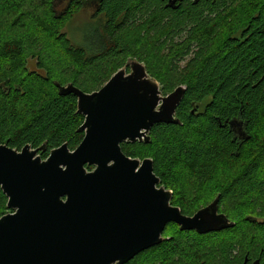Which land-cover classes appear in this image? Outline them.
<instances>
[{
	"label": "trees",
	"instance_id": "16d2710c",
	"mask_svg": "<svg viewBox=\"0 0 264 264\" xmlns=\"http://www.w3.org/2000/svg\"><path fill=\"white\" fill-rule=\"evenodd\" d=\"M27 1L0 0V20L10 17L0 32V145L20 151L45 143L42 160L63 144L73 151L84 118L76 114V98L59 96L53 83L92 93L116 67L137 60L163 95L179 86L185 94L175 112L179 125H156L148 144H121L122 152L152 160L154 175L182 214L191 216L218 197L219 212L234 227L197 235L169 224L163 232L174 231L168 241L127 264H264V211L251 209L264 205V0H182L175 8L170 0H101L83 46L62 30L79 4L62 12L51 0L40 9ZM134 26L145 37L140 48L125 39ZM182 37L187 44L174 43ZM189 50L194 56L177 68L176 59ZM230 122L248 138H239ZM240 160L243 168L222 186L226 174L219 167ZM240 200L247 202L244 209ZM6 203L0 190V217Z\"/></svg>",
	"mask_w": 264,
	"mask_h": 264
},
{
	"label": "water",
	"instance_id": "95a60500",
	"mask_svg": "<svg viewBox=\"0 0 264 264\" xmlns=\"http://www.w3.org/2000/svg\"><path fill=\"white\" fill-rule=\"evenodd\" d=\"M53 84L59 96L76 98L83 138L73 151L63 144L44 160L45 143L20 151L0 145V190L7 199L0 264H127L166 241L169 224L197 235L234 227L218 213V197L191 216L182 214L171 204L172 192L160 186L152 160L121 150V144H148L156 125H179L175 112L184 87L163 95L134 59L92 93ZM239 125L229 123L243 139Z\"/></svg>",
	"mask_w": 264,
	"mask_h": 264
},
{
	"label": "rangeland",
	"instance_id": "374dc122",
	"mask_svg": "<svg viewBox=\"0 0 264 264\" xmlns=\"http://www.w3.org/2000/svg\"><path fill=\"white\" fill-rule=\"evenodd\" d=\"M46 1L47 0H29L27 2H30L33 6H38L39 9H40L41 7L45 8L44 6L47 4ZM23 9L30 11L33 8L25 6V7H23ZM1 11H2V8H1V5H0V12ZM58 11H60V10H58ZM1 18H2V20H0V32L4 30L5 26L8 25L9 20H10L9 19L10 17H8V18L1 17ZM95 24H96V21H95V19L94 20L91 19L90 13H87V15L79 13L77 15H74V17L69 22L67 27L65 29L63 28L62 30H63V33H65L67 35V38L74 43V45L83 46L84 43L87 41V39H86V34H87V31H88L87 28L88 27L90 28V26L95 28L96 27ZM135 27L136 26H134L129 31L125 32V39H126V42H128V44L133 46V48H140V47L144 46L145 37L143 35H140L138 32H136ZM93 38L95 40H97V35L94 34ZM174 43L183 45V44H187V41H185V37H182V38L177 39ZM168 47H170V46H167V45L165 46L166 49ZM159 48H161V47H159ZM193 56H194V54H192V52L190 53V50H189V52L187 54L183 55L180 58H177L176 61H175V63L177 64V68L182 69L186 64H188V62L190 61V58H192ZM55 63H57L56 60H55ZM34 64H35L34 59H31V60L28 61V68H29L28 71H30V70L34 71L35 70ZM56 67L58 69H61L62 67H64V65H63L62 62H59L58 64H56ZM112 67H116V66L113 65ZM116 70L117 71L119 70L118 67L115 68V71ZM102 87H103V85H102ZM199 111H202V106H200V110ZM262 126H264V124H262ZM243 165H244L243 161L240 160L238 162V164H232V163L228 162V163H225L222 166H220L219 169H218V172H220L221 174H223V173L226 174L224 176V178H219V180L221 181L220 184L222 186L227 184V181L229 180V178H227V177L230 174H235V173L239 172L243 168ZM214 184H215V181L208 182L207 190H206L205 193H207L212 188V186ZM182 194H184V193H182ZM246 203H247L246 201L244 202L243 200H240L238 202V207H240V209H244L245 208L244 206L246 205ZM258 208L262 209L264 211V205H262V204L259 207H252L251 209L254 212H258L259 211ZM170 232L171 231L169 229H167L165 231V235L163 236V238L166 239V241L169 240L168 236L170 235ZM172 232H174V231H172ZM176 232H180L178 227H177ZM145 262H148V261L143 259V263L144 264H146ZM151 262H153V261H151Z\"/></svg>",
	"mask_w": 264,
	"mask_h": 264
},
{
	"label": "flooded vegetation",
	"instance_id": "af4514ba",
	"mask_svg": "<svg viewBox=\"0 0 264 264\" xmlns=\"http://www.w3.org/2000/svg\"><path fill=\"white\" fill-rule=\"evenodd\" d=\"M100 1L101 0H51L50 4L53 3V10L54 11L60 10L62 12L67 10L69 8V6H71L72 4H79L80 5L79 13L80 14H86V15H87V13H90V16L92 18L94 16V14L98 11V5H99ZM181 1L182 0H179L176 3H179ZM184 1L185 0H183L182 2H184ZM58 13H60V12H58ZM87 170L91 171V170H93V167H91L89 169L87 168ZM156 187H158V186H156ZM218 213H221V212H219V209H218ZM257 220H259V219H257Z\"/></svg>",
	"mask_w": 264,
	"mask_h": 264
},
{
	"label": "snow or ice",
	"instance_id": "6c2138e0",
	"mask_svg": "<svg viewBox=\"0 0 264 264\" xmlns=\"http://www.w3.org/2000/svg\"><path fill=\"white\" fill-rule=\"evenodd\" d=\"M138 174V173H137Z\"/></svg>",
	"mask_w": 264,
	"mask_h": 264
}]
</instances>
